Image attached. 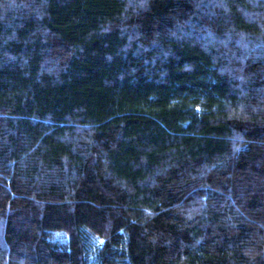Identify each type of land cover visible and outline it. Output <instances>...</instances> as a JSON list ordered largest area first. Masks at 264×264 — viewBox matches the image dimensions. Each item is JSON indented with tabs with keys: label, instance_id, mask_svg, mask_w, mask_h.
Masks as SVG:
<instances>
[{
	"label": "trees",
	"instance_id": "trees-1",
	"mask_svg": "<svg viewBox=\"0 0 264 264\" xmlns=\"http://www.w3.org/2000/svg\"><path fill=\"white\" fill-rule=\"evenodd\" d=\"M0 264H264V0H0Z\"/></svg>",
	"mask_w": 264,
	"mask_h": 264
}]
</instances>
